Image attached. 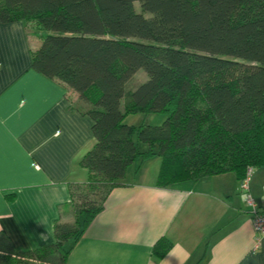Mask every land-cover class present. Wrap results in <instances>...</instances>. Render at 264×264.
<instances>
[{
  "label": "trees",
  "instance_id": "trees-1",
  "mask_svg": "<svg viewBox=\"0 0 264 264\" xmlns=\"http://www.w3.org/2000/svg\"><path fill=\"white\" fill-rule=\"evenodd\" d=\"M0 21L40 33L32 67L76 93L94 137L70 191L75 221L28 252L0 234V264H66L128 167L153 156L159 186L232 172L240 187L251 167L249 189L264 168V0H0ZM155 112L160 124L125 122Z\"/></svg>",
  "mask_w": 264,
  "mask_h": 264
},
{
  "label": "crops",
  "instance_id": "crops-1",
  "mask_svg": "<svg viewBox=\"0 0 264 264\" xmlns=\"http://www.w3.org/2000/svg\"><path fill=\"white\" fill-rule=\"evenodd\" d=\"M40 41L21 21H0V234L23 252L52 244L55 223L71 221L70 191L85 183L79 161L94 143L76 93L32 67ZM155 157V169L150 158L128 167L66 264H264V238L255 246L235 174L159 186ZM248 191L264 203V168ZM159 239L167 242L160 257Z\"/></svg>",
  "mask_w": 264,
  "mask_h": 264
},
{
  "label": "rangeland",
  "instance_id": "rangeland-1",
  "mask_svg": "<svg viewBox=\"0 0 264 264\" xmlns=\"http://www.w3.org/2000/svg\"><path fill=\"white\" fill-rule=\"evenodd\" d=\"M135 7L138 9V4L135 3ZM147 78L145 72L140 69L139 71H137L134 74V77L130 80V82H128V87H132L134 86L136 83L144 81ZM76 100V99H75ZM165 115L163 113H159V112H155V113H149V114H143V113H133V114H129L125 117V122L127 123H133V124H138L141 122H144L146 124H160L163 119H164ZM141 145H144V143H141ZM155 157V156H154ZM156 158V157H155ZM150 160L146 162V166H149V169L151 170V168L155 169L156 168V163H157V158L156 160ZM74 210V208H73ZM72 212V211H71ZM70 215L68 216V218L70 219L71 217V221L70 222H74L75 221V211H73L72 213H69Z\"/></svg>",
  "mask_w": 264,
  "mask_h": 264
},
{
  "label": "built area",
  "instance_id": "built-area-1",
  "mask_svg": "<svg viewBox=\"0 0 264 264\" xmlns=\"http://www.w3.org/2000/svg\"><path fill=\"white\" fill-rule=\"evenodd\" d=\"M252 173V168L247 167L246 168V175L242 179L240 183L241 190L246 191V203L251 208V224L253 227L254 232L256 233V241L257 243L255 246H257L262 238H264V204L261 208H258L256 206L254 198L251 196V194L248 192V181L249 177Z\"/></svg>",
  "mask_w": 264,
  "mask_h": 264
}]
</instances>
